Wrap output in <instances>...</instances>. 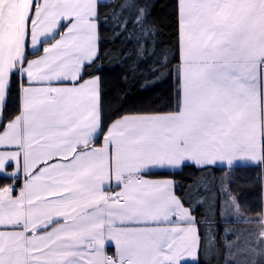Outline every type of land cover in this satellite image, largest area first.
<instances>
[{
	"label": "snow or ice",
	"instance_id": "obj_1",
	"mask_svg": "<svg viewBox=\"0 0 264 264\" xmlns=\"http://www.w3.org/2000/svg\"><path fill=\"white\" fill-rule=\"evenodd\" d=\"M154 8L0 0V264H264V0H174L169 46ZM105 31L174 107L105 118ZM190 166L225 174L187 195L148 178Z\"/></svg>",
	"mask_w": 264,
	"mask_h": 264
},
{
	"label": "trees",
	"instance_id": "obj_2",
	"mask_svg": "<svg viewBox=\"0 0 264 264\" xmlns=\"http://www.w3.org/2000/svg\"><path fill=\"white\" fill-rule=\"evenodd\" d=\"M155 4L152 19L162 26V35L158 37L164 46L175 44V19H174V0H151ZM107 39L102 45L105 53L97 65L92 69L94 74L100 75L104 83L105 95V118L111 121L118 117L122 112L131 111H155L169 110L174 107V81L163 83L158 86L143 88V76L138 70H134L136 63L132 56L135 44H128L126 40L113 42L111 33L105 31ZM127 48L129 56L132 57L126 62L118 63L121 60L120 49ZM144 66L141 65V68ZM224 172L219 168H211L202 172L194 167H185L183 171L177 173L161 172L154 176L174 177L179 186V194L185 193L188 188L193 191L201 185L213 187L214 182L218 185ZM258 170L254 168H237L231 174L234 181L233 188L243 195V199L248 206L257 203L255 196L256 179ZM198 182V183H196ZM251 215V213H245ZM233 227L245 231L252 225L240 221Z\"/></svg>",
	"mask_w": 264,
	"mask_h": 264
},
{
	"label": "crops",
	"instance_id": "obj_3",
	"mask_svg": "<svg viewBox=\"0 0 264 264\" xmlns=\"http://www.w3.org/2000/svg\"><path fill=\"white\" fill-rule=\"evenodd\" d=\"M185 168V167H184ZM183 168V169H184ZM195 169H197L196 167H194ZM213 168H215V167H213ZM183 169L182 170H175V171H166V172H169V173H177V172H181V171H183ZM161 173V172H160ZM157 174H159V173H157ZM149 179H172L174 182H175V184L177 185V188H178V186H179V183H178V181L174 178V177H171V176H160V175H158V176H151V177H148ZM176 191H177V189H176ZM193 191H189V189L187 188L186 189V192L184 193L185 195H187V194H189V193H192ZM177 195H180L179 193H178V191H177Z\"/></svg>",
	"mask_w": 264,
	"mask_h": 264
}]
</instances>
